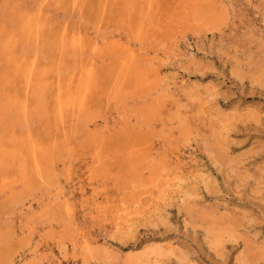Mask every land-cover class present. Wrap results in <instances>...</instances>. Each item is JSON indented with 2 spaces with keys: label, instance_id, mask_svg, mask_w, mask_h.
<instances>
[{
  "label": "rangeland",
  "instance_id": "374dc122",
  "mask_svg": "<svg viewBox=\"0 0 264 264\" xmlns=\"http://www.w3.org/2000/svg\"><path fill=\"white\" fill-rule=\"evenodd\" d=\"M0 264H264V0H0Z\"/></svg>",
  "mask_w": 264,
  "mask_h": 264
},
{
  "label": "bare ground",
  "instance_id": "6f19581e",
  "mask_svg": "<svg viewBox=\"0 0 264 264\" xmlns=\"http://www.w3.org/2000/svg\"><path fill=\"white\" fill-rule=\"evenodd\" d=\"M232 165V164H231ZM235 167V166H234ZM232 171V170H231Z\"/></svg>",
  "mask_w": 264,
  "mask_h": 264
}]
</instances>
